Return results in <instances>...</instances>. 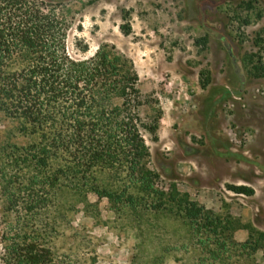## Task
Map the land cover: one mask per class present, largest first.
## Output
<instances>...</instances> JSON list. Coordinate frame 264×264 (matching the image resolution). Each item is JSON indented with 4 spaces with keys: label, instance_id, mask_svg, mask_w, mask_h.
<instances>
[{
    "label": "rangeland",
    "instance_id": "374dc122",
    "mask_svg": "<svg viewBox=\"0 0 264 264\" xmlns=\"http://www.w3.org/2000/svg\"><path fill=\"white\" fill-rule=\"evenodd\" d=\"M42 1L69 11L72 56L110 45L133 61L163 112L158 140L146 135L161 186L177 185L229 225L219 264H264V0ZM26 141L0 112V264L24 234L70 264H200V236L168 206L135 210L63 187L33 212L11 210L1 167L7 147Z\"/></svg>",
    "mask_w": 264,
    "mask_h": 264
},
{
    "label": "trees",
    "instance_id": "16d2710c",
    "mask_svg": "<svg viewBox=\"0 0 264 264\" xmlns=\"http://www.w3.org/2000/svg\"><path fill=\"white\" fill-rule=\"evenodd\" d=\"M68 13L42 0H0V112L18 122L27 140L7 147L1 167L10 209L33 212L63 187L135 210L168 206L200 236V264H219L233 242L227 222L177 185L163 188L151 166L146 135L158 140L162 109L115 46L101 45L91 57L69 53ZM11 242L5 264H70L41 235Z\"/></svg>",
    "mask_w": 264,
    "mask_h": 264
}]
</instances>
